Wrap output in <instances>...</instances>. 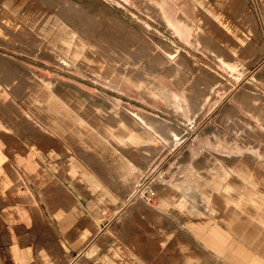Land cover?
<instances>
[{
  "label": "rangeland",
  "instance_id": "1",
  "mask_svg": "<svg viewBox=\"0 0 264 264\" xmlns=\"http://www.w3.org/2000/svg\"><path fill=\"white\" fill-rule=\"evenodd\" d=\"M120 121L158 154L121 148ZM0 150V226L25 208L77 223L97 244L79 264H238L205 243L214 226L264 257V213L222 201L264 195V0H0Z\"/></svg>",
  "mask_w": 264,
  "mask_h": 264
},
{
  "label": "crops",
  "instance_id": "2",
  "mask_svg": "<svg viewBox=\"0 0 264 264\" xmlns=\"http://www.w3.org/2000/svg\"><path fill=\"white\" fill-rule=\"evenodd\" d=\"M31 96V95H30ZM16 121V120H15ZM17 122V121H16ZM88 161H92V159L86 158ZM4 160V156L0 150V161ZM94 165L98 164V161H93ZM128 170V169H127ZM70 172L72 174H78L77 177H81L78 170L71 169ZM130 169L126 173V175H131ZM16 181L20 185H25L27 191L28 188L26 186L25 180L20 176V173L17 170H14L13 173ZM247 176H251L250 173ZM127 178V177H126ZM234 182V181H233ZM85 183V182H84ZM58 192H60L61 197L70 198V194L58 183ZM252 187L257 188L258 185L253 183ZM229 188H227L226 199L222 201L225 204L228 203H238L239 205H235L239 212H244L243 208L246 207L244 214H247L248 218L253 222H261L262 217H260V213H264V195L256 194L253 189H244V185L240 182L230 184ZM239 190V191H238ZM247 192V193H246ZM252 194L254 198L251 199ZM248 194V195H245ZM241 195V196H240ZM25 196H27L28 200L35 204V198L30 192H26ZM243 197V198H241ZM239 199V200H238ZM189 203V202H188ZM213 211V209H212ZM255 211L257 212L255 214ZM249 214H248V213ZM214 213V211H213ZM215 214V213H214ZM224 214L222 218L229 223V219L231 218V222L233 221V217L227 216L226 213H217ZM243 214V213H242ZM18 215L20 218H18ZM241 215V214H239ZM252 217V218H251ZM11 218V219H10ZM6 219L8 221L5 226H0L3 230L0 231V264H79L81 258L84 257L87 252L89 254L94 255L96 252L95 248L97 244H92L90 239L89 242H84L81 239H72L71 232L74 230L75 225L77 223L73 222H60L55 219L50 220L48 222L43 221H34L32 214L28 212V209L25 208L23 210H19L18 214L14 215ZM245 220H240L239 225ZM248 221V220H247ZM264 221V220H263ZM89 227H91V223H88ZM242 225V224H241ZM259 226V225H258ZM254 227V234L259 232L264 233V225L262 227ZM213 232L206 234L203 238L205 243L212 248L216 249L220 253H224L225 250L234 251V253L243 254V259L231 258L238 262V264H264V257L257 254H247L246 252L242 253L241 247L236 245L235 243L228 242L229 233L223 231L221 228L213 227ZM241 231V230H240ZM247 231V229H245ZM228 245V249H225L226 245ZM59 245V247H58ZM239 246V247H237ZM58 248L60 250L58 251ZM120 253H129V250L119 248ZM118 249V250H119ZM59 253L61 257L59 260L51 257L52 253ZM84 252V253H83ZM43 253V254H41ZM83 253V256H81ZM119 254V253H118ZM81 256V257H80ZM201 261H203L201 259ZM88 262H94L92 259H88ZM89 263V264H90ZM95 263V262H94ZM202 264H207L203 263ZM218 264V263H217ZM221 264V263H219Z\"/></svg>",
  "mask_w": 264,
  "mask_h": 264
},
{
  "label": "bare ground",
  "instance_id": "3",
  "mask_svg": "<svg viewBox=\"0 0 264 264\" xmlns=\"http://www.w3.org/2000/svg\"><path fill=\"white\" fill-rule=\"evenodd\" d=\"M104 17V16H103ZM115 25V24H114ZM117 26V25H116ZM108 29V28H107ZM117 29V28H116ZM110 30V29H109ZM115 30V29H114ZM120 30V29H119ZM150 30V29H149ZM113 32V31H112ZM152 32V31H151ZM114 33V32H113ZM155 33V32H154ZM117 34V33H116ZM152 34V33H151ZM220 34V33H219ZM119 37V36H118ZM123 38V37H122ZM227 41V40H226ZM167 44H168V42H167ZM237 45V44H236ZM163 46H164V44H163ZM165 46H166V44H165ZM167 46H169V44L167 45ZM166 46V47H167ZM162 47V46H161ZM232 47V46H231ZM165 48V47H164ZM169 47H167V49H168ZM170 48H172L171 47V45H170ZM232 49V48H231ZM239 49V48H238ZM166 51H168V50H166ZM174 50H172L171 51V53L173 52ZM176 51V50H175ZM164 52V51H163ZM168 53V52H167ZM166 53V54H167ZM170 55H172V54H170ZM223 56V55H222ZM152 67V66H151ZM173 68H174V66H173ZM179 68V67H178ZM174 69H176V67L174 68ZM179 71V70H178ZM175 72H177V69L175 70ZM101 107V106H100ZM104 110V109H103ZM100 111V110H99ZM106 111V110H105ZM103 113V112H102ZM140 114H142V113H140ZM139 114V116L140 117H142L141 115ZM143 115H145V114H143ZM150 116V115H149ZM145 117V116H144ZM144 117L143 118H141L142 119V121L143 120H146V118L144 119ZM153 117V116H152ZM151 116H150V118L148 119V117H147V124L150 126V127H152L154 130H156V132L158 133V131H160L161 130V132H162V130H163V125L162 126H160L161 125V119H158V118H152ZM121 120V119H120ZM130 120V119H129ZM128 120V121H129ZM123 121H120V123H117L116 122V124L115 125H113V124H111V126H112V130H113V132L115 133H113L112 135H115V136H113L114 137V141L116 142L117 141V144L121 147V148H128L129 147V145H133V146H135L134 148H137L138 150H140V151H143L142 149H143V147H142V149H140V145L141 144H148L147 145V150H146V153L152 158L153 156H155V155H157L158 153V148H159V146L157 145V144H153L150 140H151V138H149L148 136H147V129L146 130H141V129H136V126H135V129L136 130H134L133 128V132L131 133V132H126L124 129H127V127H131V126H133V125H131V126H129V125H127L126 123V119H125V121L124 122H126V123H122ZM163 122H164V120H163ZM103 123V122H102ZM122 123V124H121ZM129 123H131V120H130V122ZM144 123H145V121H144ZM132 124V123H131ZM134 124V123H133ZM146 124V123H145ZM171 125V124H170ZM166 126V125H165ZM164 126V127H165ZM124 129H123V128ZM104 128V127H103ZM102 128V129H103ZM162 128V129H161ZM173 128V127H172ZM144 129V128H143ZM174 129V128H173ZM164 130H165V128H164ZM171 132H172V135L175 137V136H179V135H177V133L174 131V130H171ZM131 133V134H130ZM159 134H160V132H159ZM163 135H161V136H166V134L164 135V131H163V133H162ZM150 135H153V134H150ZM182 136V135H181ZM165 138V137H164ZM166 138H168V137H166ZM170 138H172V137H170ZM173 141V140H172ZM161 149V148H160ZM159 149V150H160ZM145 153V152H144ZM141 156V155H140ZM142 157V156H141ZM143 159V158H142ZM124 170H126V169H124ZM208 177V176H207ZM173 198H176V196H172ZM248 213V212H247ZM257 212L255 211V214H256ZM249 214V213H248ZM260 216V215H259ZM252 218V217H251ZM246 222V221H245ZM243 224V223H242Z\"/></svg>",
  "mask_w": 264,
  "mask_h": 264
},
{
  "label": "flooded vegetation",
  "instance_id": "4",
  "mask_svg": "<svg viewBox=\"0 0 264 264\" xmlns=\"http://www.w3.org/2000/svg\"><path fill=\"white\" fill-rule=\"evenodd\" d=\"M161 20V19H160ZM162 21H163V19H162Z\"/></svg>",
  "mask_w": 264,
  "mask_h": 264
}]
</instances>
